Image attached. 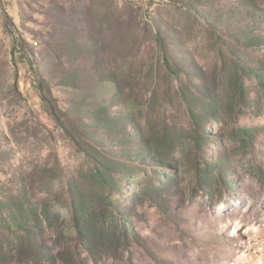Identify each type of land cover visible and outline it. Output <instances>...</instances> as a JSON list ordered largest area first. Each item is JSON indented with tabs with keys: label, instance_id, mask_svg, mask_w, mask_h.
I'll list each match as a JSON object with an SVG mask.
<instances>
[{
	"label": "rangeland",
	"instance_id": "obj_1",
	"mask_svg": "<svg viewBox=\"0 0 264 264\" xmlns=\"http://www.w3.org/2000/svg\"><path fill=\"white\" fill-rule=\"evenodd\" d=\"M0 264H264V0H0Z\"/></svg>",
	"mask_w": 264,
	"mask_h": 264
},
{
	"label": "trees",
	"instance_id": "obj_2",
	"mask_svg": "<svg viewBox=\"0 0 264 264\" xmlns=\"http://www.w3.org/2000/svg\"><path fill=\"white\" fill-rule=\"evenodd\" d=\"M190 114H191V116H192V118L194 119V120H196V121H198V114L190 107ZM196 140H197V142L199 143V141L201 140V139H199V138H196ZM97 178H98V180L100 181V182H103V183H107L106 182V176H105V174H104V172H97ZM11 224L14 226L15 225V223L14 222H11Z\"/></svg>",
	"mask_w": 264,
	"mask_h": 264
}]
</instances>
